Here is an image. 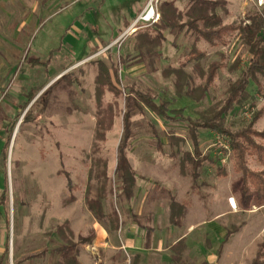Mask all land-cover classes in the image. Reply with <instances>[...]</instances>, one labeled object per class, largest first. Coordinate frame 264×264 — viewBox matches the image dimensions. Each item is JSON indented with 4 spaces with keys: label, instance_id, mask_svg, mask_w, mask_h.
I'll return each instance as SVG.
<instances>
[{
    "label": "rangeland",
    "instance_id": "374dc122",
    "mask_svg": "<svg viewBox=\"0 0 264 264\" xmlns=\"http://www.w3.org/2000/svg\"><path fill=\"white\" fill-rule=\"evenodd\" d=\"M41 1L0 0V153L3 157L0 197L9 198L2 212L9 217L11 228L15 223L16 231L20 232L23 258L47 250L43 259L30 264H73L75 258L80 264H228L227 256L232 257L229 264H250L264 234V228L259 232L264 225V200H255L249 207H243L239 200L237 204L233 201L236 208L227 223L218 220L221 225L206 232L196 230L183 236L187 232L182 229L175 234L171 224L182 225L189 212L185 204L178 208L170 204V194L177 198L171 188H190L192 183L189 164L180 172L185 154L193 151L188 124L186 119H161L137 102L138 94H150L157 104L168 103L170 110L183 109L184 118L212 117L226 105L230 87L240 79L251 59L239 31L231 34L224 46L196 60L191 54L196 35L189 36L186 29L176 39L175 55L171 54L172 50L168 52L161 46L142 41L141 35L145 32L152 36L158 34L161 19L158 24L142 28L131 36L122 32L118 38L106 42L91 41V36L83 40L82 33L69 29L76 22V12L65 11L81 0H55L48 7L42 6ZM139 2L141 7L133 9ZM149 2L105 0L101 25L104 20L116 31L124 16L131 18L134 11L136 21ZM155 2L161 15L165 3L163 0ZM86 4V1L81 3ZM233 8V19L227 18L226 6L218 10L222 12L221 19H229L227 22L234 26H242L249 14L264 11V6L259 8L247 0H233ZM180 18L187 20L185 15ZM55 20L60 23H53ZM47 23L51 24L52 32L47 31L49 27L44 30ZM96 30L93 34L102 37ZM115 33L117 36L118 32ZM56 48L58 51L53 53L56 55L48 71L32 67L31 59L46 61L48 52ZM102 61L111 68L113 82L122 95L105 94L103 100L114 103L116 117L106 141L95 144L96 79ZM164 61L177 68L174 70L168 65L165 69L170 79L160 73L166 66ZM213 61L223 63V68L214 86L203 97L201 88ZM67 75L70 78L66 79ZM190 75L195 81L192 86L188 85ZM33 88L42 90L29 102L28 95ZM247 91L253 99L244 106L235 104L223 115L225 127L234 133L247 127L253 115L264 107V78L259 76L258 80L251 81ZM126 95L134 99L130 101L133 124L126 156L132 166L142 163L150 168L149 175L139 182L137 188H143V192L134 204L125 199L122 182L116 175L125 138ZM13 103L16 106L7 107ZM29 109L31 115L25 121ZM255 128L264 129V115ZM198 134L200 151L212 158L215 165L207 162L202 165L199 192L188 203L185 197L184 203L190 207L196 204L198 214L207 205L211 210L201 217L210 218V212L221 213L222 208L218 200L210 198L213 193L207 188H218V192H228L239 199L241 174L234 171L228 139L210 131L199 130ZM158 141L162 151L158 149ZM248 161L251 170H264L255 157H249ZM105 164L110 178L107 188H112L113 192L105 200L103 209L106 215L113 209L118 212L123 230L117 233L112 231L109 220H99L88 204L98 197L100 184L96 177L103 172ZM217 168H224L228 178H219ZM67 175L76 197L70 205L65 204L70 196ZM138 220L142 229L151 226L155 230L148 249L144 246L145 231H138L139 235L132 232L136 233L138 241L129 237ZM226 232H230L231 237L218 254ZM79 236L92 239L78 244L69 254L55 251L77 243ZM12 240L11 236V244ZM9 256L6 262L14 264L16 261Z\"/></svg>",
    "mask_w": 264,
    "mask_h": 264
},
{
    "label": "trees",
    "instance_id": "16d2710c",
    "mask_svg": "<svg viewBox=\"0 0 264 264\" xmlns=\"http://www.w3.org/2000/svg\"><path fill=\"white\" fill-rule=\"evenodd\" d=\"M190 1L192 2V6L185 14L187 20L184 24L180 18L183 14L179 13L178 10L171 4H165L163 12L161 13V23L159 24L160 28L158 30V34L156 36H152L151 34H148V32H145L141 35L142 41L149 45L155 44L160 46L164 41V36L162 34L164 30L168 28L173 30L188 28L190 31H193V33L197 36V39H204L212 47H216L224 44L227 37L239 31L242 41L251 56L249 65L242 71L240 79L230 87V98L228 99L226 105L221 110L214 112L212 117L203 116L199 120L184 118L183 109L169 110L167 103L160 105L157 104L153 96L150 94H138L137 102L141 106H146L160 118L167 120H175L178 118L186 119L189 125L188 133L189 139L193 145V152L185 154L183 168L186 164L190 165L191 174L195 181H198L199 179V168L206 161L215 164L213 160L208 158V156L205 157L202 155V152L200 151L198 131L200 129L213 131L228 139L234 160L235 171L242 175L240 187L242 204L244 207H249L253 199H264V171L251 170L248 161L249 157H255L256 160L264 166V130L259 132L255 129L256 123L264 115V107L253 115L247 127L235 133L225 127L223 123V115L231 110L235 104L244 106L246 101L253 99L247 91L251 81L258 80L259 76L264 78V11L249 14V16H247V22H244L242 26L224 25L221 17L216 13V11L217 9L226 6L225 1ZM191 54L193 55V58L196 59H201L205 56V54L200 52L198 49H194ZM222 68L223 63L220 62H215L210 65L206 75L205 84L201 88V95L203 97L214 85L215 78L219 70ZM99 69L100 73L96 79L97 124L94 137L95 144H100L106 141L107 134L112 130L116 117L114 103H105L103 100L105 94L109 92L115 95V97H121L122 95V92L112 80L109 68L105 64L99 63ZM114 72L115 74H118L117 70ZM65 77L66 79L70 78V75ZM194 82V77L190 75L188 85L192 86ZM41 89L34 90L29 94V102L35 99L38 91ZM125 98L126 106L123 113V131L125 138L122 142V146L120 147V160L116 169V175L122 182V194L127 200H130L134 195L137 177L125 151L129 144V140L132 137L133 107L130 101H133L134 99H132L130 95H126ZM25 106L28 107L29 103H26ZM31 109L27 111L24 117L25 121L29 115H31ZM159 147L161 148L160 145ZM99 160L103 161L102 159ZM217 176L219 178H226L228 174L224 168H218ZM96 178L100 184L99 193L96 200L89 201V208L99 220L107 218L111 224V229L113 231H117L120 226L118 212L113 209L110 214L105 215L103 210V202L107 200L108 196L113 192L112 188H107V183L110 181L107 164H105L103 172L97 173ZM67 181L68 186L70 187L68 188L70 196L67 200H65V204L70 205L76 201V197L74 195V188H72V181L69 176L67 177ZM5 199L6 197L4 195L2 200L5 201ZM65 225L68 226L69 222L66 221ZM230 235L231 234L228 233L224 242L220 246V250H222L224 243L228 241ZM91 239L80 236L77 243L69 244L58 248L55 251L57 253L62 252L64 254H69L77 247L78 244H86L91 241ZM44 253L45 252L35 256H29L27 259L42 257ZM72 261L75 263L74 259H72ZM250 264H264V239L259 246L257 255Z\"/></svg>",
    "mask_w": 264,
    "mask_h": 264
},
{
    "label": "crops",
    "instance_id": "0c3cea01",
    "mask_svg": "<svg viewBox=\"0 0 264 264\" xmlns=\"http://www.w3.org/2000/svg\"><path fill=\"white\" fill-rule=\"evenodd\" d=\"M54 1L55 0H42L41 1V5L48 7V6L52 5ZM84 1H86L87 4L85 6H82L81 3L84 2ZM206 1H217V0H206ZM223 1H225L226 4H227L226 5V11H225V14H226L227 18L233 19V14H232L233 13L232 10L234 9L233 8V0H223ZM141 2H139L137 5H135L133 7V9L138 8V7H141V5H142V4H140ZM163 3H165V4H171L173 7H175L178 10L179 13H181L183 15H185L189 11V9L191 8V6H192V2L190 0H163ZM69 9H73V11L76 12V14H77V17H76V20H75L76 22L72 23L69 29H71L72 32L74 31V33H78V32L82 33V39L83 40H85V37L87 39L89 37V39H90V36L92 37V39H90L91 41L92 40L93 41H95V40L97 41L98 40L99 42L100 41L101 42H106V40H111V39H114V38H118L122 32H123V34H125L129 30V28L135 22L134 20L137 18V14H135V12L132 11L131 18H127V17L124 16V21L121 24V27H119L118 30L113 31V28L110 27L111 25L107 26L106 24H108V23H106L104 20L102 21V25H101L100 15H101L102 11H105V0H96V2H92V1L90 2V0H81L76 5H74V6L72 5L71 7L67 8L65 11H68ZM36 13L38 14V12H36ZM216 13L218 15H221L222 12L221 11L219 12V10L217 9ZM58 16H60V15H58ZM222 19H223L222 21H223V24L224 25H232L229 22H227L229 19H225L223 17H222ZM58 22L60 23V21H56V22H53V23H58ZM185 22H186V20L182 21L183 24ZM32 24L35 25V22L32 23ZM50 25H51L50 23L49 24L47 23L46 24V27L44 28V30L46 31V28L49 27ZM95 25L98 26L97 27V30L95 28L96 27ZM101 26H103V27L101 28ZM49 28L50 29L47 30V31L48 32H50V31L52 32L53 29L51 27H49ZM100 28H101V30H100ZM185 29H186V31L190 32L189 36H191L192 34H194L193 31H190L188 28H184V29H181V30H173V29L168 28V29L164 30L162 32V34L164 36V41L160 45L161 46V49L162 50H167L168 52H170L172 50L171 51V54L172 55H175V45L177 43L176 39L177 38H180L181 31H183ZM68 30H67V32H68ZM95 30L96 31H99L101 33V36L102 37H99V36H96L95 34H93V32ZM115 32H118V35L117 36H115L116 35ZM121 36H123V35H121ZM127 36H129V35H127ZM227 38H226V40H227ZM194 41H195L194 44H196L197 46L196 45L194 46V44H193L194 47L192 48V51L194 49H198L200 52H203L204 54L206 53L205 55H207V56L210 55L212 53V51L213 50H216L219 46H224L226 44V42H225L224 44L218 45L216 47H212L204 39H197V36L194 38ZM96 45L97 44H95V46ZM57 51H58L57 48L50 50L48 52L46 61H41L39 59H31L30 60V63L32 65V67H42L46 71H48L49 67L53 63V59H54L53 56L56 55V54L53 55V52L55 53ZM192 51H191V53H192ZM194 59H196V58H194ZM196 60H199V59H196ZM36 62H39V63H36ZM215 62L216 61H213V63H215ZM99 63H103V64H105L109 68L108 64H106L105 62L102 61V62H99ZM164 65H166V66H164L163 70L160 71V73H161V75L163 77H165V76L167 77V75H166V71L167 70H165V69L168 68V65H169V67H171V69L177 70V68L175 66L169 64V62L164 61ZM109 70H110L111 77H112V72H111L112 70H111V68H109ZM192 72H193V70H192ZM195 73L196 72H193L194 75H195ZM168 79H170V78H168ZM112 80H113V78H112ZM37 89H41V88H33L31 90V92L34 91V90H37ZM41 90H39L38 93ZM14 106H16L15 103L10 104L7 107L8 108H11V107H14ZM173 110H180V109H173ZM161 119H164V118H161ZM175 120H171V121H175ZM187 124H188V122H187ZM188 129H189V125H188ZM200 130H203L205 132L206 131H209V130H204V129H200ZM256 130L259 131V132H261L264 129L263 130L256 129ZM210 132H213V131H210ZM198 139H199V134H198ZM199 142H200V139H199ZM159 145L161 146L160 141H158V149L160 151H162V146L160 148ZM191 152H193V151H191ZM202 155L205 156V157H207L203 153H202ZM2 158H3L2 157V154L0 153V166H1V160H2ZM208 158L212 160V158H210L209 156H208ZM206 162L209 163V164H211V165H215V164H213V163H211L209 161H206ZM261 166H263V165H261ZM132 167H134V165ZM185 167L186 166H184V168H183V166L181 165L180 172H181V170H182V172H183V170H186ZM134 168L133 169L135 170L136 177H137V182H136V186H135L136 188H134V195H133V197L130 200H127L125 198L129 203H132V204L136 203L138 195H140L143 192V188H137L138 185H139L140 180L143 177L148 176L149 173H148L147 170L148 169L150 170V168L145 167L144 165H142V163L141 164H135V167ZM200 168H199V170H200ZM234 171H235V169H234ZM253 171H264V170H253ZM235 173L236 174H239L236 171H235ZM227 174H228V172H227ZM189 175L191 177V182H192L190 188H171L172 190L176 191L177 198L173 194H170V204L172 206L177 207V208L178 207H182L185 204L189 208V212L186 214V216H185V218L183 220V224L182 225H180V224L177 225L175 223H172L171 224L175 228L173 230L175 234L178 235L182 231V229L183 230L185 229L186 232H187V234L185 233V235H183V236H186V235L190 234L188 232H193V231H196V230H198V231L202 230V231H205V232L206 231H209V229L212 228L213 226L215 227L216 225L217 226L218 225H221L218 220H221L222 222L227 223L228 218L231 217L233 215V213H234L233 212V209L236 208V205L235 206L233 205V201H235V204H237L236 202H238V200H239L240 204L243 206V204H242V196H241V193H240V189L238 190L239 191V194H240V197L238 199V198L231 197L232 195H229L228 192H224V191H219L218 192V188H215L216 191H215L214 188H207V189H209L213 193V195L210 196V198H212L213 200H216V201L218 200L220 202V206L222 208V211H221V213L216 212V210H215V213H211L210 212V215H211L210 218H208V217L205 218V216H207V213L206 212H208V211L211 210V209L208 210L207 209V205H206L203 208V210L205 211V213H204V211H202V213L205 214V216H204L205 219L202 218L201 217V214L202 213H199L198 214V211L199 210L196 209L197 208L196 204H195V206L193 204L191 207L187 204L189 202V199H191V197L194 194H198V192H199L198 188L200 189V187H201V183L199 182L201 175H200V172H199V179H198V181H195L193 179L192 174H191V169H190V174ZM216 175H217V172H216ZM12 178H13V174H12ZM226 178H228V176ZM241 179H242V175H241ZM241 179H240V185H241ZM195 189H197V191L195 193H193L195 191ZM2 191H3V189L0 188V193ZM185 197L187 198V201H186L187 203L186 202L184 203ZM8 199L9 198H6L5 201H3L2 198L0 197V264H10L9 261L6 262V257L9 256V255L16 261L14 264H30L34 260L43 259L47 255V253H48L47 250H43L42 251V252H45L42 257H35V258L27 259V257H29V256H35V255L41 254L42 252L37 253V254L28 255L25 258H23V256L21 255L24 252V248L21 246V244H22L21 241L22 240H21V236L19 234L20 232L19 231L18 232L16 231V229H15V223H14L13 228H11L10 222H9V220H10L9 217H7L2 212L3 207L8 202ZM231 200H232V203H231ZM255 200L256 201H262V200L253 199L252 202H254ZM104 202H103V204H104ZM212 205L213 204L209 203V207H212ZM2 213H3V215H2ZM119 221H120V226H119V229L117 231H114L115 233L120 232V231L123 230V227H122L123 224H122L120 218H119ZM175 222H177V219L176 218H175ZM141 226H143V225L140 223V220H138V222L135 223V225L133 226V229L131 228V233H128V234H129V237L130 238H132L133 240H136L135 238H137V235H139V232L138 231H141V232L145 231V232H143L144 233L143 235H144V238H145V240H144V246H145V249H148V248H150V244H151V241H152V235H153V233H154L155 230L151 226H146L144 229H142ZM263 228H264V225L259 229V232L261 230H263ZM132 232H136L137 235H136V233L135 234L134 233L132 234ZM228 233H230V232H226L224 234V236H222L224 238L223 241H222V243L224 242V240H225L226 236L228 235ZM11 236L13 238L12 244H11ZM22 237H23V235H22ZM230 237H231V235H230ZM230 237H229V239H230ZM229 239H228V241H229ZM263 239H264V234L261 236V239L258 241L257 252L259 250L260 244L263 242ZM136 241H138V240H136ZM222 243L220 244V246L222 245ZM226 243H224V246H225ZM10 245L12 246L11 248H10ZM224 246H223L222 250L224 249ZM250 249H248L247 251L250 252L252 250V249L251 250ZM222 250H220V247H219L217 253L219 254ZM257 252H256V255H257ZM229 254H230V252H229ZM16 257H18V258H16ZM74 260H75V263L76 264H80V262L78 261V258H75ZM231 260H232V257L227 256V260L226 261L228 262V264H229V262ZM75 263L73 262V264H75Z\"/></svg>",
    "mask_w": 264,
    "mask_h": 264
},
{
    "label": "built area",
    "instance_id": "2783aa9c",
    "mask_svg": "<svg viewBox=\"0 0 264 264\" xmlns=\"http://www.w3.org/2000/svg\"><path fill=\"white\" fill-rule=\"evenodd\" d=\"M247 1L255 3L256 6H258L259 8L264 6V0H247ZM160 19H161V15L155 0H150L144 11L139 16V18L132 24V26L126 32V35L133 34L138 30H141L142 28L156 25L160 22Z\"/></svg>",
    "mask_w": 264,
    "mask_h": 264
}]
</instances>
